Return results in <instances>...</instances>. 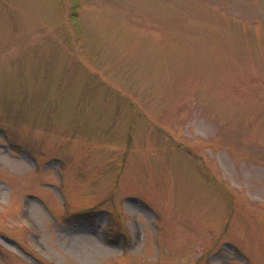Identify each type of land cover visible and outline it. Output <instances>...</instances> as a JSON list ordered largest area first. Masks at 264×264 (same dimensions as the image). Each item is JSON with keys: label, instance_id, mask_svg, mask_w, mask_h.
Masks as SVG:
<instances>
[{"label": "rangeland", "instance_id": "obj_1", "mask_svg": "<svg viewBox=\"0 0 264 264\" xmlns=\"http://www.w3.org/2000/svg\"><path fill=\"white\" fill-rule=\"evenodd\" d=\"M79 2L0 0V264H264V0Z\"/></svg>", "mask_w": 264, "mask_h": 264}, {"label": "trees", "instance_id": "obj_2", "mask_svg": "<svg viewBox=\"0 0 264 264\" xmlns=\"http://www.w3.org/2000/svg\"><path fill=\"white\" fill-rule=\"evenodd\" d=\"M74 2H75V10H77L78 8H79V0H74ZM77 16V12L75 11V12H73L72 13V18L74 19L75 17ZM87 217V214L85 213V212H78L77 213V216H75V218L78 220L79 218H86Z\"/></svg>", "mask_w": 264, "mask_h": 264}]
</instances>
